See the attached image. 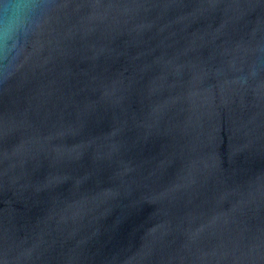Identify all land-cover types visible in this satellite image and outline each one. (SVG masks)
<instances>
[{
    "label": "water",
    "instance_id": "obj_1",
    "mask_svg": "<svg viewBox=\"0 0 264 264\" xmlns=\"http://www.w3.org/2000/svg\"><path fill=\"white\" fill-rule=\"evenodd\" d=\"M0 264H264V0H0Z\"/></svg>",
    "mask_w": 264,
    "mask_h": 264
}]
</instances>
